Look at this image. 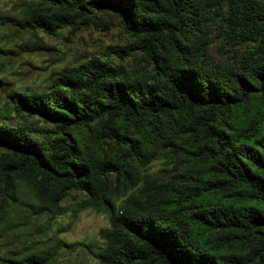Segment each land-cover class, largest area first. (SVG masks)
I'll use <instances>...</instances> for the list:
<instances>
[{"label":"trees","instance_id":"trees-1","mask_svg":"<svg viewBox=\"0 0 264 264\" xmlns=\"http://www.w3.org/2000/svg\"><path fill=\"white\" fill-rule=\"evenodd\" d=\"M19 12L52 35L116 23L128 62L90 59L10 95L0 227L25 201L62 213L76 191L109 222L92 264H264V0H20Z\"/></svg>","mask_w":264,"mask_h":264},{"label":"rangeland","instance_id":"rangeland-1","mask_svg":"<svg viewBox=\"0 0 264 264\" xmlns=\"http://www.w3.org/2000/svg\"><path fill=\"white\" fill-rule=\"evenodd\" d=\"M19 5L20 0H0V114L11 110L13 92L40 89L65 67L94 58L127 64L128 59L121 60L113 50L128 42L116 23L64 26L52 35L23 26ZM163 164L164 159L158 157L149 163V170L156 171ZM82 199V194L70 191L60 202L64 210L59 214L37 213L29 201L21 204L0 227V264L2 257L27 254L44 256V264L94 263L103 246L99 228L109 222L104 213L84 208Z\"/></svg>","mask_w":264,"mask_h":264}]
</instances>
